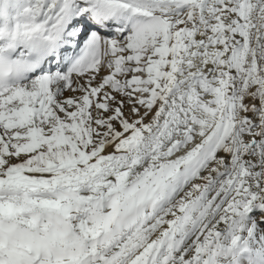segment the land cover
<instances>
[{
	"label": "snow or ice",
	"instance_id": "6c2138e0",
	"mask_svg": "<svg viewBox=\"0 0 264 264\" xmlns=\"http://www.w3.org/2000/svg\"><path fill=\"white\" fill-rule=\"evenodd\" d=\"M0 264H264V0H0Z\"/></svg>",
	"mask_w": 264,
	"mask_h": 264
}]
</instances>
